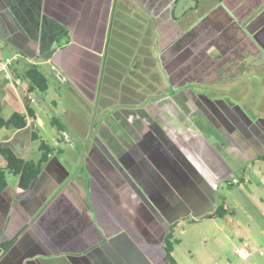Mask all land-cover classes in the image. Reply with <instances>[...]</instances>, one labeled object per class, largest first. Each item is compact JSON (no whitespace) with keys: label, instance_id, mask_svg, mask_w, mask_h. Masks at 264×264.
<instances>
[{"label":"crops","instance_id":"0c3cea01","mask_svg":"<svg viewBox=\"0 0 264 264\" xmlns=\"http://www.w3.org/2000/svg\"><path fill=\"white\" fill-rule=\"evenodd\" d=\"M1 48L23 83L0 73V116L33 117L0 145L33 161L41 142L54 150L27 190L0 196V244L21 232L0 264H167L165 235L187 215L221 219L233 252L251 250L225 264H264V217L217 194L264 185V0H0ZM30 66L46 91L30 89ZM93 112L94 139L61 160L59 135ZM218 200L227 213L209 218Z\"/></svg>","mask_w":264,"mask_h":264},{"label":"rangeland","instance_id":"374dc122","mask_svg":"<svg viewBox=\"0 0 264 264\" xmlns=\"http://www.w3.org/2000/svg\"><path fill=\"white\" fill-rule=\"evenodd\" d=\"M1 49V53H4L5 55L8 54L4 48ZM37 92L39 93V91ZM122 103L123 102L120 101L108 102L109 105ZM99 109H101V102H99ZM72 112L74 114H77L76 109L73 110L71 108L69 114ZM101 117L102 116H99L93 112L90 116L84 117V119L89 122V128L85 125L86 123H84L85 126L78 123L74 127L68 128L67 133L62 132L59 135L65 137V135L67 134L69 137V142L62 147L63 154L60 156L61 160L65 158L71 160L78 159L79 150L76 147L81 145L86 146L87 144L92 142V140L94 139V131L96 130L97 124ZM50 129L51 128L46 125L44 130L42 131V136L43 139H45V142L48 141L47 143L52 144L53 141L51 140V138L53 136V132ZM5 132L6 129L0 130V143L3 140L2 137L3 135H5ZM36 155L37 151L35 150L30 155V159H36ZM0 160H2L1 155ZM77 163L78 164L73 172L77 171L80 161L78 160ZM1 167L3 166H1L0 164V168ZM77 176H79L80 179L85 178L84 176H87L90 180L92 179L89 174L87 175L83 172V170H80ZM6 181L8 190L11 191L17 188L18 178L16 176L7 174ZM255 181L256 186L260 187L261 191L260 192L259 190L253 189L255 192H257V196L254 194L253 197V195L251 194L248 182H245L244 185L240 187L239 185H234L230 191H228L227 187H220L217 194L218 197L219 195L225 196L226 199H229L231 201V203L240 202L241 206H243V208L250 212V215L254 219V222H256L258 225H261L264 217V206L261 205L260 200L263 199L264 201V196H260V194L264 192V185L262 184V181ZM77 182L79 183L80 181L77 180ZM248 200L253 202V207L252 205H248ZM218 201L220 202V200ZM247 215L248 212L239 210V212H237V214H235L234 216L237 221L245 223L247 222ZM192 219L193 217L191 215H187L174 230L175 238L180 241L179 244H173L172 256L176 260L177 264H225L228 261L237 262V259L232 250L233 245L231 244V239L228 240L225 235H222L219 232L220 228H218V226L219 224H221V222H223L221 221V219L201 220L197 218L195 221H192ZM62 222V218L57 219L56 221L52 222V226L54 228L61 227ZM252 237L258 242L262 243L264 241L263 235H253Z\"/></svg>","mask_w":264,"mask_h":264},{"label":"trees","instance_id":"16d2710c","mask_svg":"<svg viewBox=\"0 0 264 264\" xmlns=\"http://www.w3.org/2000/svg\"><path fill=\"white\" fill-rule=\"evenodd\" d=\"M23 78L30 84L31 90L46 91L48 84L46 78L40 73L35 66H30L23 74ZM33 117L31 110H27L26 115L14 112L7 119L0 116V130L1 129H22L26 126V118ZM36 132H32V140H37ZM52 148L48 147L45 143L41 142L39 145L40 157L37 161L24 160L18 157L12 149L0 145V155L5 160V167L0 168V196L7 189L6 175L11 174L18 177V189L25 191L29 188L33 180H35L42 172L44 164L48 161L49 156L53 153ZM223 202L220 201L216 206L214 213L208 215L212 217H223L227 211L223 208ZM175 224H173L167 231L164 239V252L167 264H176L172 256L173 244H179L180 241L174 238ZM23 231V230H22ZM19 232L13 239L3 242L0 247L6 250L13 241L20 235Z\"/></svg>","mask_w":264,"mask_h":264},{"label":"built area","instance_id":"2783aa9c","mask_svg":"<svg viewBox=\"0 0 264 264\" xmlns=\"http://www.w3.org/2000/svg\"><path fill=\"white\" fill-rule=\"evenodd\" d=\"M15 59L11 57H6L0 52V73H3L4 78L6 81L10 82L14 87H18L22 85L23 80L20 77L14 76L12 72L10 71V66L12 65L13 61ZM52 70H56L54 66L51 67ZM56 78L58 80L61 79V77L57 74ZM30 101H33V99H30ZM235 254L241 258V259H246L251 253V250L248 249L247 246H244L243 248H236L235 249ZM259 254L264 253V241H263V246L258 249Z\"/></svg>","mask_w":264,"mask_h":264}]
</instances>
